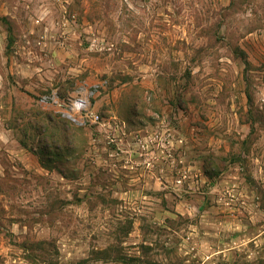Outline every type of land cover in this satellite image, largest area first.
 I'll return each instance as SVG.
<instances>
[{"label":"rangeland","instance_id":"rangeland-1","mask_svg":"<svg viewBox=\"0 0 264 264\" xmlns=\"http://www.w3.org/2000/svg\"><path fill=\"white\" fill-rule=\"evenodd\" d=\"M0 122V264H264V0H0Z\"/></svg>","mask_w":264,"mask_h":264},{"label":"built area","instance_id":"built-area-1","mask_svg":"<svg viewBox=\"0 0 264 264\" xmlns=\"http://www.w3.org/2000/svg\"><path fill=\"white\" fill-rule=\"evenodd\" d=\"M92 94V91L84 87L63 96L57 91H51L38 96L37 104L49 108L53 115L76 127L98 126L103 119L90 103Z\"/></svg>","mask_w":264,"mask_h":264},{"label":"trees","instance_id":"trees-1","mask_svg":"<svg viewBox=\"0 0 264 264\" xmlns=\"http://www.w3.org/2000/svg\"><path fill=\"white\" fill-rule=\"evenodd\" d=\"M48 120H49V119H48ZM45 131H46V130H45V128H44V129H43L42 131H40L37 135H40V136H41V135L43 134V132H45ZM63 131H65V129H64ZM40 136H39V137H40ZM54 136H55V133H54V134H51V135H50V138H53ZM38 142L41 143V144H43V145H44L43 147L46 148V146H45V142H46V140H42V139H41V140L38 141ZM19 144H20L22 147L25 148V145H24V143H23L21 140L19 141Z\"/></svg>","mask_w":264,"mask_h":264},{"label":"crops","instance_id":"crops-1","mask_svg":"<svg viewBox=\"0 0 264 264\" xmlns=\"http://www.w3.org/2000/svg\"><path fill=\"white\" fill-rule=\"evenodd\" d=\"M0 125H1V122H0ZM7 131H10V130H4L3 128H0V137H1V136L5 137V136H6L5 134H8V133H9V132H7ZM10 134H11V133H10ZM151 148L153 149L154 146L152 145ZM152 149H151V150H152ZM151 154H153V151L151 152Z\"/></svg>","mask_w":264,"mask_h":264}]
</instances>
